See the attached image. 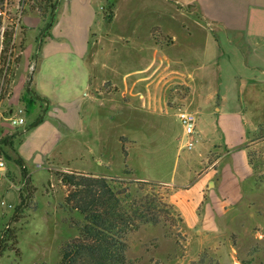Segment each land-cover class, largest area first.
I'll list each match as a JSON object with an SVG mask.
<instances>
[{
    "label": "rangeland",
    "instance_id": "374dc122",
    "mask_svg": "<svg viewBox=\"0 0 264 264\" xmlns=\"http://www.w3.org/2000/svg\"><path fill=\"white\" fill-rule=\"evenodd\" d=\"M140 1L131 0L132 7L120 8L116 22H113L112 6L103 8L108 22L100 8L92 27L94 33L103 36L124 33L125 41L130 40L132 46L128 49L114 46L112 52L108 48V54L103 57L106 68L99 70L101 81L104 80L98 87L100 103L90 108V116L84 115L91 126L88 125L90 129L82 142L92 146L93 152L90 154L84 149L81 152L83 162L104 175L84 174L159 185L156 192L172 206L173 220L168 219L165 225H144L130 234L128 258L133 264H264V193L255 199L256 205L252 208L241 206L229 211L219 230L198 234V228L188 230L183 221L180 222L182 217L170 201L178 188L161 182L179 184L185 177L192 182L196 172L206 165L201 162L200 153L208 142L197 137L194 149H187L188 138L178 116L180 110L192 113L197 126L204 114H213L219 106L215 99L205 111H199L198 95L203 92L202 95L207 96L218 89L219 84L221 90L226 91L236 79L242 83L245 69L230 56L219 57L208 65L211 56L202 52L199 45L204 40L196 34L191 41L192 48H188L190 41L184 37L186 31L180 18L167 20L178 36L177 44L171 47L174 38L165 35L159 24L151 29L157 18L140 8ZM23 2L25 0H7L0 6L5 23L15 27L16 54H20V47L25 49L26 46L25 39L20 40L22 33H26L20 20L22 12L30 8ZM134 11L136 15H132ZM162 20L165 23V19ZM150 29L158 44L156 52L153 48L134 46L136 38L145 42ZM208 33L211 32L208 30ZM153 64H156L155 70L151 68ZM17 73L20 75V71L16 70ZM138 79L141 82L133 87ZM154 95H157L155 103L152 102ZM12 97L13 94L0 101V118L1 114L9 117L23 108L26 124L22 128L29 132L35 130L32 126L36 112L29 99L32 96L27 94L21 101ZM1 128L3 134L21 136L22 128H11L2 118ZM19 142L18 137L15 140L18 155ZM70 147L71 141L65 137L53 154H68ZM36 153L37 161H32L35 164L30 169L26 167V174L14 161L3 158L7 175L0 182V245L3 247L8 230L17 233V245L4 254L0 264H58L61 246L79 235V227L84 222L78 212L64 206L67 188L61 176L70 170L55 158L48 159L49 167L45 166L43 152ZM15 155L11 152L12 158ZM249 158L256 180L264 184V119L250 139ZM97 159L103 165H99ZM37 163L42 167L38 168ZM30 171L36 173L32 175Z\"/></svg>",
    "mask_w": 264,
    "mask_h": 264
},
{
    "label": "crops",
    "instance_id": "0c3cea01",
    "mask_svg": "<svg viewBox=\"0 0 264 264\" xmlns=\"http://www.w3.org/2000/svg\"><path fill=\"white\" fill-rule=\"evenodd\" d=\"M55 1L58 3L55 24L42 45L40 17L29 14L20 20L26 30L20 40L25 39L26 46L21 53L17 68L20 75L15 76L12 94L17 101L24 100L30 83L34 99H29L35 107L36 117L32 126L35 130H21L19 156L28 169L37 161L34 152L36 155L43 152L45 166L49 165L48 159L55 158L65 163V168L70 171L103 176L82 160V149L90 154L93 152L92 146L82 142L91 126L84 115L90 116V108L96 102L100 103L98 87L104 80L101 81L99 70L106 68L103 57L108 54V48L111 52L119 45L128 49L132 42L125 41L124 33L103 36L94 33L92 27L100 8L103 11V8L112 6L113 22H116L120 8L132 7L131 0ZM140 2V8L157 18L151 29L159 24L165 35L174 38L171 47L177 44L178 36L167 20L180 18L186 31L184 37L190 41L188 48H192L191 41L196 34L204 40L199 45L202 52L211 56L208 65L214 64L219 57L230 56L245 69L241 75L242 83L236 79L226 91H222L219 84V88L207 96L202 95L203 92L198 95L199 111H205L215 99L219 104L213 114H204L196 126L197 137L208 142L200 153L201 162L206 165L196 172L192 182L186 177L179 184L161 181L178 188L170 201L180 213L186 229L198 228V234L217 231L229 211L241 206L252 208L256 205L255 199L264 193V184L256 180L249 158L250 139L257 132L260 120L264 119V0ZM105 13L103 11L104 18ZM151 29L145 34V42L136 38L134 46L153 48L156 52L158 44ZM155 67L153 64L151 68L155 70ZM198 77L205 78L204 75ZM140 82L138 79L132 86ZM205 83L206 80L201 84L202 88ZM156 100L157 95H154L152 102ZM65 137L71 141L70 152L54 155L55 148ZM97 163L103 165L98 159ZM37 167L42 165L37 163ZM30 173L33 175L36 171Z\"/></svg>",
    "mask_w": 264,
    "mask_h": 264
},
{
    "label": "trees",
    "instance_id": "16d2710c",
    "mask_svg": "<svg viewBox=\"0 0 264 264\" xmlns=\"http://www.w3.org/2000/svg\"><path fill=\"white\" fill-rule=\"evenodd\" d=\"M6 1L0 0V6ZM23 3L30 9L22 12V17L37 14L41 19L42 45L55 24L58 3L55 0H25ZM14 34L15 27L5 23L1 9L0 101L12 94L16 70L24 51L22 46L20 54H16ZM26 94L31 95L30 83ZM18 137L20 144L21 136L3 134L0 129V157L14 161L26 174L25 163L16 151L15 140ZM11 152L16 153L14 158ZM61 182L67 188L64 206L69 211L78 212L84 222L79 227V235L61 246L58 264H133L128 258L130 234L144 225H165L168 219L173 220L172 206L156 192L159 185L125 182L120 178L95 177L74 171L62 174ZM6 235L3 247L0 245V259L17 245V233L8 230Z\"/></svg>",
    "mask_w": 264,
    "mask_h": 264
},
{
    "label": "built area",
    "instance_id": "2783aa9c",
    "mask_svg": "<svg viewBox=\"0 0 264 264\" xmlns=\"http://www.w3.org/2000/svg\"><path fill=\"white\" fill-rule=\"evenodd\" d=\"M25 114V110L23 108H19L15 115H11L9 117L2 116V120L8 122V125L11 128H22L25 126V118L22 116ZM21 115V116H20ZM179 119L182 123L184 134L188 138L186 147L188 150H193L195 144L197 143V136H196V118L195 116L187 110H180ZM0 118V120H1ZM7 175V167L6 162L3 157H0V182L4 177ZM4 205V203H3Z\"/></svg>",
    "mask_w": 264,
    "mask_h": 264
}]
</instances>
